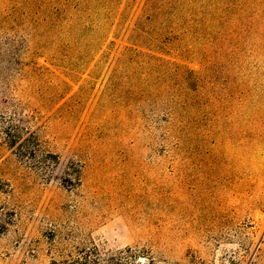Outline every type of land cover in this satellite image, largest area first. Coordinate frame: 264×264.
Returning <instances> with one entry per match:
<instances>
[{"label":"rangeland","instance_id":"obj_1","mask_svg":"<svg viewBox=\"0 0 264 264\" xmlns=\"http://www.w3.org/2000/svg\"><path fill=\"white\" fill-rule=\"evenodd\" d=\"M94 246L264 264V0H0V264Z\"/></svg>","mask_w":264,"mask_h":264},{"label":"trees","instance_id":"obj_2","mask_svg":"<svg viewBox=\"0 0 264 264\" xmlns=\"http://www.w3.org/2000/svg\"><path fill=\"white\" fill-rule=\"evenodd\" d=\"M73 264H156V259L146 249L135 246H127L104 255L94 246Z\"/></svg>","mask_w":264,"mask_h":264}]
</instances>
